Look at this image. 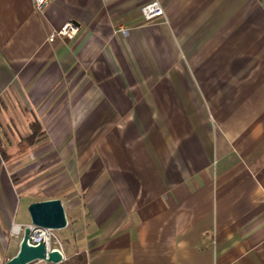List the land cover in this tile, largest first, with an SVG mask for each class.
I'll list each match as a JSON object with an SVG mask.
<instances>
[{"label":"crops","instance_id":"crops-1","mask_svg":"<svg viewBox=\"0 0 264 264\" xmlns=\"http://www.w3.org/2000/svg\"><path fill=\"white\" fill-rule=\"evenodd\" d=\"M150 1L0 0V258L59 198L85 264H264V0ZM52 168L75 201L27 197Z\"/></svg>","mask_w":264,"mask_h":264},{"label":"water","instance_id":"water-1","mask_svg":"<svg viewBox=\"0 0 264 264\" xmlns=\"http://www.w3.org/2000/svg\"><path fill=\"white\" fill-rule=\"evenodd\" d=\"M28 211L31 224L38 228L57 230L68 225L65 208L59 198L34 201L29 204ZM30 235L31 228L27 226L23 232L19 251L5 264H29L36 260H45L57 264L64 260V256L59 250H48L44 241L37 245L30 244L28 242Z\"/></svg>","mask_w":264,"mask_h":264},{"label":"rangeland","instance_id":"rangeland-1","mask_svg":"<svg viewBox=\"0 0 264 264\" xmlns=\"http://www.w3.org/2000/svg\"><path fill=\"white\" fill-rule=\"evenodd\" d=\"M7 148H8V146H7ZM20 149H21V151H23V149H25V147L21 146ZM55 169L56 168H52L50 170L46 169L38 177L31 178L30 180H28L27 182L24 183V185L26 186L28 198H30V199H44V198L50 196L51 194H58V195L64 197L66 201H68L67 204L70 203V201L68 199H70L72 202L76 200L77 197L76 196L74 197L75 193L72 190H69L72 188L68 189V188L64 187L67 184L65 180H64L65 184L63 182H61V180H60L58 186H56L55 181H54L55 179L51 178L53 176V174H55L57 172V171L52 172ZM45 181H46V183H45ZM22 211H23L22 206H20L16 209L14 215H15V217H18L17 220L20 219ZM66 216H67V214H66ZM69 219L67 216V220L69 222L68 226L65 228H62V229L54 230L53 233H54L55 237L52 238V248L58 247L61 244L63 249L66 251V257L64 256V260L69 258L67 253H72L74 251L75 247H81V244H82L81 241H79V236L77 235V233L75 234L76 231L73 230L74 227L76 226L75 225V219H73V216H71V215H70ZM76 227H78V225ZM13 234L15 235V237L12 235L11 246L14 243H18V241L21 242L22 237H23V231H21L18 234L13 231ZM12 255H13V252L11 249V252L6 253V256L0 258V262H1L0 264H5L11 257H13ZM29 264H55V263L48 262L45 260H36V261H33Z\"/></svg>","mask_w":264,"mask_h":264},{"label":"built area","instance_id":"built-area-1","mask_svg":"<svg viewBox=\"0 0 264 264\" xmlns=\"http://www.w3.org/2000/svg\"><path fill=\"white\" fill-rule=\"evenodd\" d=\"M54 0H32L36 10L41 11L46 5H48L50 2ZM141 12L143 19L146 22H153L155 20H158L159 18L164 17L165 12L164 8L159 2V0H152L146 4H144L141 7ZM79 25L76 24L73 21H68L64 26H62L60 29L51 32L49 35V39L53 40L57 37H67V38H73L77 32L79 31ZM29 226L31 228V235L28 240V242L32 245H37L39 242L44 241L48 247V250H54L57 249L59 250L63 256L64 255V249L62 245L60 244L58 247L52 248V238L55 237L53 233V229H48V228H38L34 225L27 224V225H21L17 224L14 225L13 229L15 233H20L21 231L24 232L25 227ZM18 228V230L16 229ZM40 233V235H38ZM46 237L49 238V243L47 244V241L45 240Z\"/></svg>","mask_w":264,"mask_h":264},{"label":"trees","instance_id":"trees-1","mask_svg":"<svg viewBox=\"0 0 264 264\" xmlns=\"http://www.w3.org/2000/svg\"><path fill=\"white\" fill-rule=\"evenodd\" d=\"M30 128H31V133L20 140L21 146L25 147V149L31 147L43 135V130L38 120L31 121ZM0 153L4 159H6L9 156L7 145L4 143V140L1 138H0ZM86 260H87L86 252L79 251L69 256V258H67L66 260H62L57 264H85Z\"/></svg>","mask_w":264,"mask_h":264},{"label":"bare ground","instance_id":"bare-ground-1","mask_svg":"<svg viewBox=\"0 0 264 264\" xmlns=\"http://www.w3.org/2000/svg\"><path fill=\"white\" fill-rule=\"evenodd\" d=\"M17 230H18V228H16ZM38 235H40V233H38ZM46 241H47V244L49 243V238L48 237H46V239H45Z\"/></svg>","mask_w":264,"mask_h":264}]
</instances>
